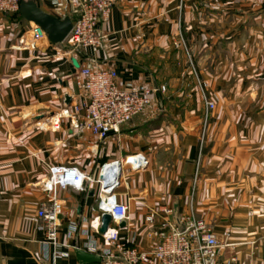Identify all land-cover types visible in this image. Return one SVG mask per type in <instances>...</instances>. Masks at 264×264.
<instances>
[{
	"label": "crops",
	"instance_id": "crops-1",
	"mask_svg": "<svg viewBox=\"0 0 264 264\" xmlns=\"http://www.w3.org/2000/svg\"><path fill=\"white\" fill-rule=\"evenodd\" d=\"M32 1L59 18L77 17L72 0ZM32 24L0 14V264H80L76 250L101 239L92 227L101 185L59 188L58 236L69 247L54 259L38 216L51 205L44 186L54 166L96 180L119 174L111 192L129 203L128 230L144 249L159 242L151 211L172 209L173 219L193 212L220 236L230 233L221 239L233 246L216 264H264V0H119L96 54L47 39L32 44ZM94 58L115 68L120 84L167 86L104 140L74 129L69 117L51 126L80 99L78 71ZM134 156L146 165L133 164Z\"/></svg>",
	"mask_w": 264,
	"mask_h": 264
},
{
	"label": "built area",
	"instance_id": "built-area-1",
	"mask_svg": "<svg viewBox=\"0 0 264 264\" xmlns=\"http://www.w3.org/2000/svg\"><path fill=\"white\" fill-rule=\"evenodd\" d=\"M22 1L0 0V14H18ZM118 2L72 0L77 17L73 21L72 31L63 42L67 44L68 51L91 50L94 54L98 53L106 37L102 23L108 20ZM31 28L29 41L32 44L47 39L46 33L36 24H32ZM76 85L80 90V99L71 109H64L54 116L51 126L60 129L62 118L69 117L74 129L90 131L102 140L112 133H119L124 125L149 110L158 95L167 91L166 85L120 84L117 70L101 67L95 58L79 69ZM207 107L213 110L216 104L208 100ZM110 168L107 169L109 173ZM95 183L100 184L101 192H104L99 200V214L92 223L101 239H91L87 248L80 249L100 256V264H216L222 249L233 246L221 239V236L228 238L229 232L220 236L193 212L173 219V210L163 209L159 212L153 210L148 216L152 233L159 237V242L150 249H144L139 244L136 232L128 230V226L120 227L122 222L128 224L131 221L130 206L129 203L120 202L117 195L111 192L114 187H104L105 183L100 179L84 174L75 166H54L50 168V177L44 186L51 193V205L38 211L42 219L39 229L45 235V244L55 249L54 259L66 256L67 253L60 249L69 247L61 243L58 236L64 205L58 197V189L87 191ZM105 214L112 216V222L108 230L102 233L100 229ZM125 230L127 234L122 235ZM76 231V224L70 226L69 237ZM237 261V256L230 259V263Z\"/></svg>",
	"mask_w": 264,
	"mask_h": 264
},
{
	"label": "water",
	"instance_id": "water-1",
	"mask_svg": "<svg viewBox=\"0 0 264 264\" xmlns=\"http://www.w3.org/2000/svg\"><path fill=\"white\" fill-rule=\"evenodd\" d=\"M19 13L29 22L36 24L47 35V39L51 44H62L73 28V19L70 16L59 18L54 16L42 8H40L36 2L32 0H23L20 6ZM70 100V99H69ZM131 162L138 167L146 165V159L144 156H134L131 158ZM120 175L116 174L112 179L107 177V173L102 174L100 180L105 183L104 187H116L119 184ZM95 189L90 191V195H94ZM112 222V216L105 214L102 218L103 226L101 232L105 233ZM127 222L120 224L121 228L127 227ZM76 256L80 264H100L102 258L98 255L86 252L82 249L76 250Z\"/></svg>",
	"mask_w": 264,
	"mask_h": 264
},
{
	"label": "rangeland",
	"instance_id": "rangeland-1",
	"mask_svg": "<svg viewBox=\"0 0 264 264\" xmlns=\"http://www.w3.org/2000/svg\"><path fill=\"white\" fill-rule=\"evenodd\" d=\"M46 127L48 128V126L46 125Z\"/></svg>",
	"mask_w": 264,
	"mask_h": 264
}]
</instances>
